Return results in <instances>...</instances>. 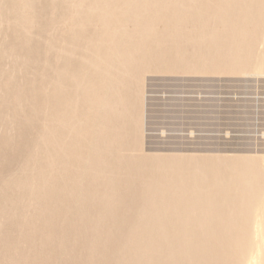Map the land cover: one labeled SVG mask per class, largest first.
<instances>
[{
    "label": "bare ground",
    "instance_id": "1",
    "mask_svg": "<svg viewBox=\"0 0 264 264\" xmlns=\"http://www.w3.org/2000/svg\"><path fill=\"white\" fill-rule=\"evenodd\" d=\"M261 47L264 0H0V264H264V156L139 144L145 71Z\"/></svg>",
    "mask_w": 264,
    "mask_h": 264
},
{
    "label": "rangeland",
    "instance_id": "2",
    "mask_svg": "<svg viewBox=\"0 0 264 264\" xmlns=\"http://www.w3.org/2000/svg\"><path fill=\"white\" fill-rule=\"evenodd\" d=\"M141 101L146 155L264 156V74L145 71Z\"/></svg>",
    "mask_w": 264,
    "mask_h": 264
}]
</instances>
